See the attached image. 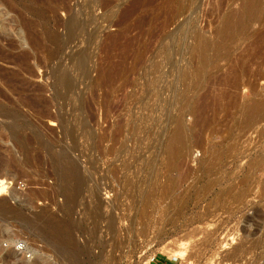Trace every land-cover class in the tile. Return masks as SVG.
I'll list each match as a JSON object with an SVG mask.
<instances>
[{
	"label": "rangeland",
	"instance_id": "obj_1",
	"mask_svg": "<svg viewBox=\"0 0 264 264\" xmlns=\"http://www.w3.org/2000/svg\"><path fill=\"white\" fill-rule=\"evenodd\" d=\"M166 262L264 264V0H0V264Z\"/></svg>",
	"mask_w": 264,
	"mask_h": 264
},
{
	"label": "bare ground",
	"instance_id": "obj_2",
	"mask_svg": "<svg viewBox=\"0 0 264 264\" xmlns=\"http://www.w3.org/2000/svg\"><path fill=\"white\" fill-rule=\"evenodd\" d=\"M235 15V14H234ZM237 18V17H236ZM241 18V17H240ZM233 21V20H232ZM238 22V21H237ZM233 24V23H232ZM236 26V25H235ZM235 30V29H234ZM230 240V239H229ZM233 242H235V237H232V239H231V242H230V244L229 245H231V243H233ZM226 247H228L227 245H226ZM184 249V248H183ZM226 250V249H225ZM183 251V250H182ZM182 251H178L177 253L175 252V255L177 254V255H184L183 253L184 252H182Z\"/></svg>",
	"mask_w": 264,
	"mask_h": 264
},
{
	"label": "built area",
	"instance_id": "obj_3",
	"mask_svg": "<svg viewBox=\"0 0 264 264\" xmlns=\"http://www.w3.org/2000/svg\"><path fill=\"white\" fill-rule=\"evenodd\" d=\"M21 247H23V246H21ZM163 264H170V263H167V262H166V263H163Z\"/></svg>",
	"mask_w": 264,
	"mask_h": 264
}]
</instances>
